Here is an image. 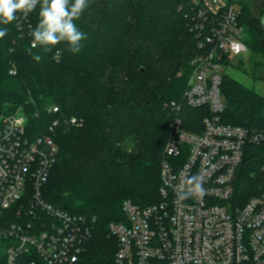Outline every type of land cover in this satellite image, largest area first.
I'll list each match as a JSON object with an SVG mask.
<instances>
[{"label": "trees", "instance_id": "1", "mask_svg": "<svg viewBox=\"0 0 264 264\" xmlns=\"http://www.w3.org/2000/svg\"><path fill=\"white\" fill-rule=\"evenodd\" d=\"M248 1L241 2L240 21L258 76L264 27ZM195 6L193 0H90L76 22L87 34L77 54L63 43L51 52L31 47L39 6L27 20L0 24L9 29L0 39V129L20 110L30 139L56 140L58 156L42 196L90 225L79 264H113L117 242L109 227L127 223L125 201L140 208L160 201L164 146L176 118L195 133L209 115L206 107L183 105L199 51L200 37L191 27ZM221 89L224 123L264 129V97L227 74ZM244 159L235 183L241 203L264 190V151L250 147Z\"/></svg>", "mask_w": 264, "mask_h": 264}, {"label": "built area", "instance_id": "2", "mask_svg": "<svg viewBox=\"0 0 264 264\" xmlns=\"http://www.w3.org/2000/svg\"><path fill=\"white\" fill-rule=\"evenodd\" d=\"M242 1L193 0L191 27L200 37L199 51L191 61L183 105L206 107L209 115L195 133L176 118L164 146L160 201L142 208L125 201L127 223L109 227L117 242L113 264H264V190L241 203L235 187L249 148L264 151V129L227 124L221 117L223 69L249 51ZM27 135L20 110L5 118L0 129L2 264H79L90 225L42 196L58 156L56 140ZM197 174L204 178L203 197L179 199L183 180Z\"/></svg>", "mask_w": 264, "mask_h": 264}, {"label": "clouds", "instance_id": "3", "mask_svg": "<svg viewBox=\"0 0 264 264\" xmlns=\"http://www.w3.org/2000/svg\"><path fill=\"white\" fill-rule=\"evenodd\" d=\"M89 4L90 0H0V24L27 20L39 6L38 22L30 32L31 47L51 52L56 45L63 43L70 53L77 54L81 51L87 34L76 22L81 19ZM8 31L7 27L0 28V39ZM32 58L39 62L42 56L33 54ZM203 185L204 178L199 174L186 177L178 198H202L205 194Z\"/></svg>", "mask_w": 264, "mask_h": 264}, {"label": "rangeland", "instance_id": "4", "mask_svg": "<svg viewBox=\"0 0 264 264\" xmlns=\"http://www.w3.org/2000/svg\"><path fill=\"white\" fill-rule=\"evenodd\" d=\"M252 12L255 16L262 20L264 27V2L263 0L248 1ZM250 49L247 54L242 53L235 56L230 66L223 69V74L229 75L231 78L239 81L247 88H253L262 97H264V68L258 73V76H253L252 66L249 59ZM261 76V77H260Z\"/></svg>", "mask_w": 264, "mask_h": 264}]
</instances>
